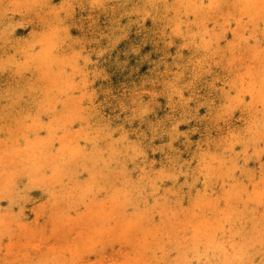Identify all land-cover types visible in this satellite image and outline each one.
<instances>
[{
  "label": "bare ground",
  "instance_id": "1",
  "mask_svg": "<svg viewBox=\"0 0 264 264\" xmlns=\"http://www.w3.org/2000/svg\"><path fill=\"white\" fill-rule=\"evenodd\" d=\"M42 1L0 0V71L6 69L3 66L12 69V73H6L0 80V83L4 84L3 92H6L5 97L0 100V110L3 108L13 114L5 121V125L0 119L2 128L8 129L7 132L4 130L2 135L0 131V194H4V188L17 190L18 186L24 184L40 191L47 190V194L51 190L48 201H51L55 208L52 205L46 208L44 203L47 200L43 197L34 213L46 210L53 212V215L71 208V197L79 191L88 194L81 202L82 206L90 209L94 208L104 195L119 193L124 196L123 208L136 216L145 214V226L165 230L157 250L170 251L158 256L159 259L167 260V264H264L262 196L257 192L256 183L250 181L252 178L242 180L249 182L247 189L234 181L231 174L236 165L225 155L228 150L240 158L244 154V148L239 150V146L233 144L224 149L209 147L212 139L208 137L212 135L213 138L215 134L214 129L210 128L201 138V144L192 147L189 146V141H186L190 121L185 123L178 119V122H175L174 117L169 118L158 111L157 107H151L145 108L146 110L139 114L124 111L122 115L130 118V122L123 116L110 112L103 102L94 105L95 101L87 98L92 91L90 86L83 85L79 90L73 91L74 85L73 89L67 86L69 81L75 83L80 79L66 67V63L72 61V54L63 51L57 56L53 52L56 47L53 37L61 34L63 38H69V31L63 27L61 30L59 25L56 34H46L50 37L46 41L48 37L42 35L32 22L25 23L28 18V4ZM72 1L76 3L79 0ZM90 1L92 0H87L88 3ZM139 1L143 6L154 4L167 9L171 0ZM206 1L196 0V3L200 6ZM259 1L246 0L240 9L235 7L234 14L264 18V0L263 5ZM225 6L218 10L211 9L199 18L194 17V26L198 25V20H207L209 15L228 16L230 9ZM15 9L18 10L17 14H14ZM168 11L175 12L172 7H168ZM32 15L35 16L34 12ZM176 17L172 14L169 18ZM179 17H182V14H179ZM234 18L230 17L234 22L228 20L232 27L230 36L238 34L242 27L240 22L235 23ZM258 30L263 39L253 46L256 47L255 50L264 46V23ZM41 36H44V39H41ZM218 42L222 45L229 44L224 39H219ZM198 45L199 43H196V50L192 49L193 52L197 51ZM255 55L264 58L262 51H255ZM33 56L36 57L35 63L31 62ZM104 69L105 66L100 64L87 77L93 86L97 84L95 80L103 76ZM84 75L85 73L82 74ZM251 84L247 89L236 90L235 94L252 98L258 87L253 84L259 82ZM260 84L264 85V77ZM259 89L260 87L257 91H260L261 99L264 100V90ZM169 91L177 94V99L171 101L174 106L180 109L190 108L192 103L179 102L184 96V88L180 89L178 86L175 92L173 87H169ZM61 92H65V95L59 98ZM193 99L194 97L190 100ZM19 103H27L26 108H30L29 111H25L20 105L18 108ZM233 109H226L221 118L229 120L241 114L237 109H234L233 114ZM81 111L85 113L80 118ZM146 112L151 113L146 116ZM71 114L74 119H69ZM254 119L259 126L256 127L257 132L262 131L264 103ZM78 120L84 123V130L77 126ZM151 120H160V128L141 134L139 123L149 127ZM182 132L187 133L183 135ZM255 133L250 131L243 138V144L248 150L254 144L252 137ZM227 138H232V135ZM209 150L212 151L207 154ZM198 153L200 154L197 157ZM128 162L132 164L131 167L125 166ZM237 162L244 166L243 163H250L251 160L240 158ZM178 175L181 177H177ZM184 178H187L186 183L175 188L177 181ZM91 193L93 196L88 198ZM7 195L8 193L5 197ZM8 196L7 198H10ZM228 197L235 199L236 206L233 211H229L230 206L222 202L223 198ZM7 200L9 203L10 200ZM57 201H61L59 205H56ZM51 207L53 209H50ZM9 215L11 214L8 210L0 212V240L12 239L14 236L13 232L10 234L12 224L6 220ZM75 219L73 218V222L68 223L67 227H75ZM25 243L29 249L36 250V253L24 262L16 261L17 264H71L53 259L52 253L47 250L48 247L44 243L41 244L42 240L40 244ZM152 254L150 252L148 256L151 257ZM152 262L155 264V261ZM0 264L5 262L0 261Z\"/></svg>",
  "mask_w": 264,
  "mask_h": 264
},
{
  "label": "rangeland",
  "instance_id": "2",
  "mask_svg": "<svg viewBox=\"0 0 264 264\" xmlns=\"http://www.w3.org/2000/svg\"><path fill=\"white\" fill-rule=\"evenodd\" d=\"M79 1L30 2L27 8L28 18L25 20V23L32 22L44 36L48 33L51 36L56 34L59 25L61 30L63 27L69 31V38H63L61 34L53 37L56 44L53 52L57 56L63 51L70 52L72 61L66 63L67 70L80 79L75 83L69 81L67 86L72 89L75 87L73 91L79 90L83 85L90 86L92 95L88 92L90 95L87 93V98L93 99L94 105L105 103L107 109L118 116H123L124 111L139 114L142 110L145 111V108L157 107V110L167 117H174L175 122H178V119L185 123L190 121V131L184 130L188 132L186 141H189V146L192 147L201 144V138L209 128L214 129V139L212 135L208 137L212 139L209 147L224 149L233 144L238 145L239 150L244 148V154L240 158L251 160L250 163H243L244 166L237 162L240 158L235 157L234 153L228 150L225 153L231 163L236 165L231 176L245 189L248 188L249 182L242 180L252 178L250 181L256 183L257 192L261 194L264 205V128L257 132L256 127L259 126L254 122V117L264 103L260 91H257L259 87V90H264V85L260 84L264 77V58H258L255 51L263 53L264 46L257 50L253 47L263 39L258 27L264 23V18L236 16L235 7L240 9L246 0H207L200 6L196 0H171L168 7H172L174 13L169 12L168 7L165 9L160 5L143 6L139 0H92L90 3L87 0ZM259 3L262 4V0ZM223 6L230 9L228 16L209 15L207 20H198V25L194 26V17L199 18L207 11L218 10ZM39 8L45 12H40ZM16 11L18 12L15 9L14 14H17ZM171 13L178 18H169ZM11 14L12 12L9 13L10 16ZM179 14H182V17H179ZM232 16L235 17V23L240 22L242 27L238 34L230 36L232 27L228 20ZM230 21L234 22L233 19ZM44 36H41V39H44ZM46 36L48 41L50 37ZM227 37L229 38L226 39ZM219 39H224L229 44L222 45L218 42ZM46 41L44 40L45 43ZM196 43H199L198 49L193 52L192 49L196 50ZM33 58L31 62L35 63L36 57ZM100 64L105 66L103 76H99L100 79L95 80L97 84L93 86L87 77ZM3 67L6 69H1L0 80L6 73H12L9 66ZM85 71L90 73L86 74ZM84 73L85 77L82 76ZM256 81L259 84H253L258 87L252 98L235 94L236 90L247 89ZM3 85L0 83V100L6 93L3 92ZM178 86L185 89L179 102L192 103L189 109H180L171 102L177 99V94L171 93L169 87H173L176 92ZM64 95L65 92H61L58 96L61 98ZM192 97L194 99L190 100ZM26 104L19 103L18 108L21 106L25 111H29L30 108L27 109ZM230 107L237 109L241 114L238 113L236 118L223 120L221 115ZM84 113H79L80 118ZM149 113L151 112H146V116ZM0 115L4 125L5 121L13 116L3 108ZM70 116L69 119H74L72 114L68 117ZM80 120L77 126L84 130V118ZM0 124L2 135L3 131L7 132L8 129L2 128L1 120ZM139 124V131L144 134L148 133V130H158L161 121L151 120L149 127ZM184 127L186 128V124ZM250 131L256 133L252 137L254 144L248 150L243 144V138ZM187 132L182 133L185 135ZM229 135H232V138H227ZM125 166L131 167L132 164L128 162ZM186 180L187 178L180 179L174 187L184 185ZM46 191L24 184L18 186L17 190L4 188V194H0V212L9 211L11 215L6 220L12 224L10 234L14 233L12 239L9 238L10 241L0 240V261L5 264L24 262L36 253V250L29 249L25 242L40 244L42 240L41 244L44 243L48 247L47 250L52 253L53 259L60 262L154 264L152 261H155V264H167V260L159 259L158 256L170 251L157 250L165 230L145 226V214L136 216L123 208V195H104L94 208L90 209L82 206L81 202L88 194L79 191L71 197L72 207L66 208L63 213L52 215L53 212L46 210L34 213L43 197L47 200L44 203L46 208L52 205L51 201H48L51 190L48 194ZM6 193L10 194L7 195L10 198L5 197ZM92 196L91 193L88 198ZM7 199L10 200V205ZM60 202L57 201L56 205ZM222 202L230 206L229 211H233L236 206L233 197L223 198ZM159 204L161 205V202ZM52 207L50 209L55 208ZM50 216L54 218L50 219ZM209 217L212 220V216ZM73 218H76L75 227H67L68 223L73 222ZM150 252L153 253L152 258L148 256Z\"/></svg>",
  "mask_w": 264,
  "mask_h": 264
}]
</instances>
